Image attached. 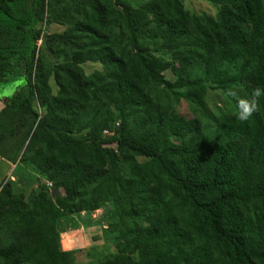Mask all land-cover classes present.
<instances>
[{
    "label": "trees",
    "instance_id": "1",
    "mask_svg": "<svg viewBox=\"0 0 264 264\" xmlns=\"http://www.w3.org/2000/svg\"><path fill=\"white\" fill-rule=\"evenodd\" d=\"M185 1L0 0V264H78L70 216L115 248L85 264H264V0Z\"/></svg>",
    "mask_w": 264,
    "mask_h": 264
},
{
    "label": "rangeland",
    "instance_id": "2",
    "mask_svg": "<svg viewBox=\"0 0 264 264\" xmlns=\"http://www.w3.org/2000/svg\"><path fill=\"white\" fill-rule=\"evenodd\" d=\"M185 7H187L191 11L205 12L210 15H215L216 13V10L214 9L212 5H210L207 2H203V1L186 0ZM41 27L44 31V34L46 35H51L55 33L61 34L66 30V26H60L57 24L56 25L53 24L51 26L40 25L39 28ZM41 45L42 43L40 41L38 43V46L41 47ZM52 58H53L52 61L54 62L63 61V58L51 57V59ZM83 68L86 74H90L97 70H102V65L99 63L89 62V63L84 64ZM167 76L171 80L174 79L171 72H168ZM16 85L17 84L8 85L6 86V88L0 87V92L2 91L1 93H3L4 91V94H3L4 96L12 95L13 92L17 88ZM51 85H53V88L56 91V87L54 86L55 84L53 81H51ZM207 105L209 107V110L212 112H216L217 108L224 109L226 107L225 97L219 91H210L208 99H207ZM177 110L181 116H184L188 119L195 118V114L192 112L189 105L184 100L180 101L177 107ZM16 188L26 190L27 196H29L30 191L33 190L32 186L28 184L24 185V183L22 184L19 183L18 186H16ZM27 190L29 192H27ZM71 217L72 218H70L71 219L70 222L72 223V227L68 229L71 231L68 234L62 233L61 239H63L64 243L67 245H71L70 243H74V247H76L75 250L85 251L81 254H78V264L86 263V261L88 260V255L86 254V251L88 249L97 248V250L100 253H103V255H108L111 252L115 251V248L111 244L105 242L103 239H98L99 236L103 235L102 227H99V226L86 227L85 224L82 222L81 218H79L78 216H71Z\"/></svg>",
    "mask_w": 264,
    "mask_h": 264
},
{
    "label": "crops",
    "instance_id": "3",
    "mask_svg": "<svg viewBox=\"0 0 264 264\" xmlns=\"http://www.w3.org/2000/svg\"><path fill=\"white\" fill-rule=\"evenodd\" d=\"M3 88H6V86ZM1 92H0V110H2L4 108L5 100L11 96V95H5L4 96L3 95L4 91H3V93H1ZM15 168H16L15 164H12L11 162L7 161L6 159H4L0 156V191L3 187V185L6 184L10 180L14 181V182H16V181L18 182V177L14 173ZM68 218L71 221L70 218H72V217L70 216ZM70 231L71 230L61 231V234L62 233L68 234ZM61 244H62L63 251H72V250H75V248H76V247H74V243H70L71 245L65 244L63 239H61Z\"/></svg>",
    "mask_w": 264,
    "mask_h": 264
},
{
    "label": "clouds",
    "instance_id": "4",
    "mask_svg": "<svg viewBox=\"0 0 264 264\" xmlns=\"http://www.w3.org/2000/svg\"><path fill=\"white\" fill-rule=\"evenodd\" d=\"M261 97H264V88L256 87L252 90L250 98H239L237 100V119L241 122L248 121L259 111Z\"/></svg>",
    "mask_w": 264,
    "mask_h": 264
},
{
    "label": "built area",
    "instance_id": "5",
    "mask_svg": "<svg viewBox=\"0 0 264 264\" xmlns=\"http://www.w3.org/2000/svg\"><path fill=\"white\" fill-rule=\"evenodd\" d=\"M104 134H105V135H109L110 133H109L108 131H105ZM48 186H49V187H52V183H51V182H48Z\"/></svg>",
    "mask_w": 264,
    "mask_h": 264
}]
</instances>
